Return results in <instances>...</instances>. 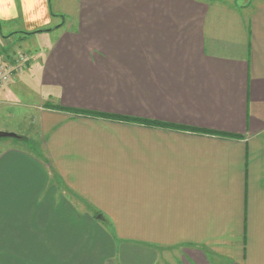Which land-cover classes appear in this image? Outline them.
<instances>
[{
    "label": "crops",
    "instance_id": "1",
    "mask_svg": "<svg viewBox=\"0 0 264 264\" xmlns=\"http://www.w3.org/2000/svg\"><path fill=\"white\" fill-rule=\"evenodd\" d=\"M13 23L0 113L42 152L0 144V264H264V0H0Z\"/></svg>",
    "mask_w": 264,
    "mask_h": 264
},
{
    "label": "rangeland",
    "instance_id": "2",
    "mask_svg": "<svg viewBox=\"0 0 264 264\" xmlns=\"http://www.w3.org/2000/svg\"><path fill=\"white\" fill-rule=\"evenodd\" d=\"M16 26H17L16 23H13L11 25L5 24L3 27L0 28V36L2 34L5 35L7 33H10L11 31H14L13 29H16V31H18L19 28H15ZM33 42H35L37 46L40 45V40L38 38H34ZM5 48H6V46L3 45L2 39L0 37V52ZM12 48H13V52H11V55H14V56H12L13 59H11V60L16 61L19 57V51L15 50L16 48L14 46H12ZM34 48H35V46H33V51H34ZM7 51H9V50H7ZM0 64H2V63H0ZM33 103H40L39 99L37 100V98H33ZM7 108L8 109L5 111L6 113H4V112L0 113V129L1 130H9L8 132H10V130H14L16 128V131H18V134H17L18 136H22L24 140L25 139L27 140V142L33 143V152H35V153L37 152V154H39V150L42 152V139L40 138V133H39V129H38V121H36V119H35L36 116H35L34 110H33V124H31L30 122H29V124H26L25 121H24L25 122V124H24L23 120L21 119V117L19 115L20 109H21V108H19V106L11 105L10 107H7ZM28 112H30V111H28ZM23 117H25V116H23ZM7 140H9L11 142H15L14 139H11V138H0V144H2L3 142H5ZM35 248H42V246H38V247L33 246V250H35ZM15 253H16V255L20 256L19 252H15ZM41 253L42 252L39 249H36L35 251H33V264H42V263L45 264L44 261L41 262V260L37 258V256H39V254H41ZM175 255H176V253H175L174 249H171L165 253L163 251L161 259H163L165 256H166V259H169V260L174 259ZM0 258L3 259L4 257H0ZM50 258L51 257H49V259ZM20 259H23L22 254H21ZM10 263L11 262L7 259L6 264H10Z\"/></svg>",
    "mask_w": 264,
    "mask_h": 264
},
{
    "label": "built area",
    "instance_id": "3",
    "mask_svg": "<svg viewBox=\"0 0 264 264\" xmlns=\"http://www.w3.org/2000/svg\"><path fill=\"white\" fill-rule=\"evenodd\" d=\"M26 62V56L20 54L18 59L13 63L0 64V88L8 84L13 76L23 69Z\"/></svg>",
    "mask_w": 264,
    "mask_h": 264
},
{
    "label": "trees",
    "instance_id": "4",
    "mask_svg": "<svg viewBox=\"0 0 264 264\" xmlns=\"http://www.w3.org/2000/svg\"><path fill=\"white\" fill-rule=\"evenodd\" d=\"M49 29H43V30H37V31H33V32H31V33H27V35H32V34H36V33H40V32H43V31H48ZM45 107H47V108H53V109H62V110H66V109H63V108H61V107H59V106H55V105H53V104H49V103H46L45 104ZM69 111H71V110H69ZM73 112H75V111H73ZM76 113V112H75ZM77 113H79V112H77ZM81 113V115H89V114H87L86 112H80ZM147 123V122H146ZM18 138H22V136H18Z\"/></svg>",
    "mask_w": 264,
    "mask_h": 264
},
{
    "label": "water",
    "instance_id": "5",
    "mask_svg": "<svg viewBox=\"0 0 264 264\" xmlns=\"http://www.w3.org/2000/svg\"><path fill=\"white\" fill-rule=\"evenodd\" d=\"M18 136L12 132L0 131V138H17Z\"/></svg>",
    "mask_w": 264,
    "mask_h": 264
}]
</instances>
